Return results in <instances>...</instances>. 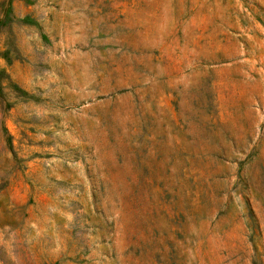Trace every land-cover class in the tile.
Returning <instances> with one entry per match:
<instances>
[{
	"label": "rangeland",
	"instance_id": "obj_1",
	"mask_svg": "<svg viewBox=\"0 0 264 264\" xmlns=\"http://www.w3.org/2000/svg\"><path fill=\"white\" fill-rule=\"evenodd\" d=\"M0 264H264V0H0Z\"/></svg>",
	"mask_w": 264,
	"mask_h": 264
}]
</instances>
